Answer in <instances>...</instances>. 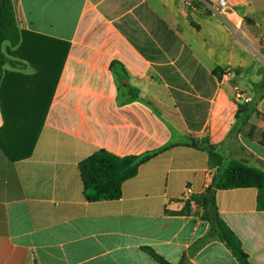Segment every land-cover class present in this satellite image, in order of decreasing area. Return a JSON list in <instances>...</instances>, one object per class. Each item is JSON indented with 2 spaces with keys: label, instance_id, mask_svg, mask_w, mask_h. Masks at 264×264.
<instances>
[{
  "label": "crops",
  "instance_id": "obj_1",
  "mask_svg": "<svg viewBox=\"0 0 264 264\" xmlns=\"http://www.w3.org/2000/svg\"><path fill=\"white\" fill-rule=\"evenodd\" d=\"M12 1L21 29L70 47L32 154L11 161L0 148V264H162L147 247L174 264H241L193 200L213 182L209 153L184 143L207 137L226 164L264 169V51L245 25L264 40V1L228 0L223 13L186 0ZM235 86L261 96L246 119ZM0 114L1 126V104ZM170 142L180 144L143 163L121 197H85L79 164L96 150L142 154ZM258 192L216 191L252 264H264Z\"/></svg>",
  "mask_w": 264,
  "mask_h": 264
},
{
  "label": "trees",
  "instance_id": "obj_2",
  "mask_svg": "<svg viewBox=\"0 0 264 264\" xmlns=\"http://www.w3.org/2000/svg\"><path fill=\"white\" fill-rule=\"evenodd\" d=\"M194 3L195 6L204 7L198 1ZM69 47L67 41L21 29L13 1L0 0V104L4 117L0 126V148L11 161L32 154ZM117 62H112V69H115ZM29 65L36 69L34 74H12L6 69L7 66L24 69ZM213 72L221 78L223 69L215 66ZM29 82L33 83V90L28 87L25 91ZM260 97L253 102H241L239 116L242 114L244 119L248 118ZM176 144L180 143L170 142L142 154L118 155L104 148L96 150L79 164L85 197L89 201L121 197L123 183L134 177L143 163ZM184 144L208 151L210 166L215 169L212 184L203 194L194 196L193 200L203 206L204 216L213 224L217 237L225 242L240 263L252 264L240 239L219 214L216 191L257 187L258 207L264 209V169L248 165L241 159H232L226 164L222 152L207 137L189 134ZM189 206L190 200L183 211H188ZM146 250L162 264H174L154 249L147 247ZM177 264L188 262L185 260Z\"/></svg>",
  "mask_w": 264,
  "mask_h": 264
},
{
  "label": "built area",
  "instance_id": "obj_3",
  "mask_svg": "<svg viewBox=\"0 0 264 264\" xmlns=\"http://www.w3.org/2000/svg\"><path fill=\"white\" fill-rule=\"evenodd\" d=\"M195 1H198L204 5V8L212 11V13H223L226 12L229 8L228 0H186L185 3L188 6H195ZM264 38V37H263ZM235 96L239 102H250L252 97L247 95L243 89L239 86H235ZM192 192L191 187L185 189L184 195H189Z\"/></svg>",
  "mask_w": 264,
  "mask_h": 264
},
{
  "label": "rangeland",
  "instance_id": "obj_4",
  "mask_svg": "<svg viewBox=\"0 0 264 264\" xmlns=\"http://www.w3.org/2000/svg\"><path fill=\"white\" fill-rule=\"evenodd\" d=\"M260 3H262L264 0H259ZM245 25H247V27H249L250 30L253 31V33L255 34V36L257 37V43H258V46H259V49L262 51H264V47L262 46L263 44V39H262V30L261 29H258V28H252L251 27V24H252V21L249 20L248 17H246V21H245ZM246 27V28H247ZM1 114H0V123H1Z\"/></svg>",
  "mask_w": 264,
  "mask_h": 264
}]
</instances>
